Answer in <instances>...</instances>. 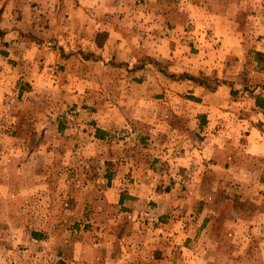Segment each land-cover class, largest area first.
I'll return each instance as SVG.
<instances>
[{
    "label": "rangeland",
    "instance_id": "obj_1",
    "mask_svg": "<svg viewBox=\"0 0 264 264\" xmlns=\"http://www.w3.org/2000/svg\"><path fill=\"white\" fill-rule=\"evenodd\" d=\"M46 1L50 2L0 0V264H107L65 261L56 249L59 244L51 247L57 243L56 236L64 237L65 230L73 237L83 233L88 243L108 240L97 231L102 227L111 229L110 225L119 222L122 228L115 262L109 264H118L125 256L129 264H264V157L245 159L247 130L242 127L245 121L240 120L252 113L249 97L255 91L256 96L264 98V59L254 57L255 51L264 52V0H174L207 23L200 31L194 26L183 28L186 33L179 42L182 46L176 60L171 61L193 71L168 70L170 60L158 61L152 55H138L123 63L115 60L114 66L126 68L129 81L134 83L120 95L104 91L113 102L107 107L113 122L102 120L100 125L111 129L116 152L133 161L140 157L142 163H132L126 170L132 180H141L140 196H135L130 206H123L129 214L120 216L124 208L116 205L108 218L91 216L93 203L86 201L92 196L87 185L91 179L103 177L100 161L108 156L100 151L104 149L100 143L88 149L92 145L84 134L94 127L85 123L80 114L86 120L89 110L75 102L72 91L57 85L61 76L57 77L58 71L53 70L49 83L20 81L22 70L17 68L22 61L8 57L14 50H9V44L15 40L20 45L28 40L37 48L53 47L61 51L62 58L66 57L62 45L40 36L50 15ZM31 16L38 19L39 34L27 25ZM212 20H220L218 29L208 24ZM163 32L160 30L161 36L169 37L170 32ZM105 36L106 32L99 33V45ZM25 44L19 49L26 50ZM78 50L93 53L92 59L101 64L113 65V59ZM14 61L17 65H13ZM148 65L154 70L138 74ZM198 69L203 72L198 73ZM169 72L192 73L218 85L209 89L178 79L196 88H172L160 80V76L174 80L166 75ZM63 77L60 81H67ZM229 84L235 93H231ZM174 99L182 100V104ZM171 111L178 115L188 111L193 115L192 126L197 116L207 111L212 117L210 131L189 141L180 134L186 131L183 121H156L158 114L166 116ZM224 114L228 116L227 123L219 130L217 121ZM170 143L185 145L187 150L182 148L174 154L163 149ZM49 201L50 216L44 209ZM190 226L198 233L184 240ZM178 230H184L178 243L181 248L176 243V252L185 255L181 261L173 256L177 253L172 255L170 251L174 241L170 233H179ZM133 244L137 249L131 252ZM152 244L157 248L153 249Z\"/></svg>",
    "mask_w": 264,
    "mask_h": 264
},
{
    "label": "crops",
    "instance_id": "obj_2",
    "mask_svg": "<svg viewBox=\"0 0 264 264\" xmlns=\"http://www.w3.org/2000/svg\"><path fill=\"white\" fill-rule=\"evenodd\" d=\"M49 1L50 2L46 1L45 4L47 5L46 10H49L50 15L47 17L48 19L44 21L45 25L43 26V31L40 36L42 35L44 38L54 39V44L58 43L59 45H62L64 48L63 52L66 54V57L62 58L61 51L58 49L49 46H46L48 49H44V47L37 48L32 46L30 43L31 41L28 40L26 41V44L21 43V45H26V50L19 49L21 46L19 41L15 40L14 42H10L9 50H12L13 48L14 50H18L15 54H13L14 50L12 52L10 51L8 57H11L12 59L15 58L18 62L22 61L21 65L17 68L22 70L21 74L18 75V80L20 81L26 80L30 83H49L51 75L55 73L54 71H58L57 77L59 75L61 76L60 78L58 77L57 85L72 91L74 93V97L77 98L75 102L78 104L81 102V106L84 110H89L86 120L83 116H81L82 114H80V117L85 123H88L90 127H94L84 134L85 136L86 134L88 135L87 137L90 140V145H92V147L89 145L90 147L87 148L92 150L95 144L98 146L100 143L102 148H104L100 151L106 152L105 154L108 155L100 161L104 167L103 177L99 179L93 178L87 185V187L90 188L87 191L92 196H90L86 201L93 203L90 215L95 218H108L112 215V213H110L113 212L111 209L113 208L114 210L117 207L124 208V210H121L120 213L122 215L119 214L120 216L128 215L129 213L124 211L129 209L123 206H130V204L133 203L135 196L139 195L138 192H140L139 187L141 180H132V177L128 173L129 171L126 170H129L128 166L132 163L141 165L142 159L138 157L136 161H133L132 158L122 157V154L116 152V150H114L115 147L112 140L113 135L111 129L101 126L100 122H102V120L107 123L113 122L111 117L112 115L109 113L111 111L107 108L108 106H112L113 102L110 95L105 97L106 93L104 91L109 90L117 93L118 95L123 93L124 89L131 83L128 77V73L130 72L122 66L109 64L104 65L100 63V60L92 58L86 59L78 49L82 48L83 50L85 49V51L90 50L91 52L101 54L103 58H110L114 61L117 60L122 63L125 61L129 62V60L137 57L138 55L140 58L152 55L155 56L158 61L170 60L166 68L168 70L193 71L194 69L191 67L186 65L179 67L177 65H173L171 61L176 60L179 47L182 46H179V42L185 36L184 33H186L183 31V28L185 30L186 28L194 26L197 31H200V27L203 28L202 26L207 25V23H203L198 17H196L195 11L190 12V8H188V6L180 5L174 0H146L145 3L137 2V0ZM37 20L38 19L31 16V23L29 22L27 25L29 24V29L31 28V31L39 34ZM219 21L220 20H212V23L210 22L208 24L210 26H216L217 28V22ZM20 23H18L19 27L21 26ZM159 29L161 31L164 29L163 34L170 32L169 37L166 35L161 36ZM176 30H180V33H175ZM103 31L106 32V36L102 45H99L98 36L99 33ZM173 40L176 41L177 44L172 42ZM174 48L177 49V51L174 50ZM190 53L191 51H188V54ZM16 63L17 62L14 61L13 65ZM23 64L24 66H22ZM152 69L153 66L148 65L145 69L138 70V74H144V72L151 71ZM202 70L203 69H198L197 72L202 73ZM37 74L39 75V78L37 77ZM47 76H49V78H46ZM63 76L66 77L67 81H60L64 78ZM139 76L138 80H141L142 77L141 75ZM164 78L166 80L163 82ZM160 80L161 84L170 85L172 88H175L176 86H183V88L190 86L191 88H196L188 82L169 80L163 76H160ZM143 85L147 86L148 83ZM160 86L161 85L158 87ZM102 92L104 95H102ZM256 92L257 91L249 97L252 102V113L247 116L248 118H246V120L240 119L245 121L242 127L247 130L244 134L246 137L245 143L247 142V145L243 147L244 151L248 153L245 154L246 160L249 157L250 160L253 158L262 159L264 157V109L262 106L257 105L258 96H256ZM262 95L264 94L262 93ZM101 97H104V99ZM188 100L189 99H186L184 101L188 102ZM174 101L177 103L182 102L180 99H174ZM143 102V104L147 103L146 100ZM191 103L194 102L191 101ZM87 104L91 107H84ZM98 105L102 107L101 111L98 109ZM243 105H241V108H244ZM187 106L191 107L189 104ZM206 110H208V108ZM101 112H103V114H101ZM112 112L114 113V109ZM206 112L197 116L198 118L196 119L197 121L194 126L190 124L193 122V115L189 114L188 111L186 113L181 111L179 112L181 113L180 115L171 111L170 115H166L168 117L158 114L156 121L167 122L170 120L177 121V119L178 121H183L182 123L186 126V131L183 132V129L180 134H185V138L190 141L193 136L201 138L207 135L210 131V127L208 126L210 123L209 120H211L212 117L210 113L208 114ZM115 114L117 115L118 113L115 112ZM227 117L228 116L226 114L219 117V120L217 121V129L219 128V130H221V127L227 123ZM97 129L102 130L103 138L98 137L96 132ZM215 131L216 129H214V132ZM236 133H240V135H242L241 131H236ZM77 136L78 135H76V137ZM140 137L142 140H147L146 137ZM186 146H188V148L190 147L188 143ZM182 148H186L185 145L179 146L175 143L163 145V149L171 151L174 154L180 153ZM95 155H99V151H96ZM95 155L91 157H94ZM100 158L103 157L100 156ZM48 204L51 205L50 201L49 203H46L44 209L50 216L51 209H48ZM75 212L77 213L78 211ZM81 214L82 211H80L78 216ZM205 221L206 217L204 216L202 219V225L205 224ZM114 223L115 222H112L110 224ZM117 224L118 225L115 226L110 225L112 227L111 229L107 228L106 230H103L104 228L102 227L100 229L103 231H97V234L103 237H108V240L101 239L100 242L96 240L88 243L82 237L83 233L77 236L74 234L75 236L73 237L72 233L69 235V231L65 230L66 232L64 237L62 235L56 236L55 240H57V243H54V247H51V249H54L59 244L56 249H58L60 258L72 263L84 262L85 260L93 261V263L95 261H106L107 264H109V261L115 262L113 260H115L116 246L118 245L116 242H118L122 228L120 226V222ZM106 225H109V223H106ZM204 227L205 226L200 229L201 232L204 231ZM191 230L194 233L190 232ZM185 231L188 235L184 233L187 236H185L184 240H186L188 236L195 237L198 233L197 229L191 226L187 227ZM183 232L184 230H182V232L179 231V233L177 232L178 234L170 233L172 234V237L174 236V241H172L170 251L172 252V255L173 253H177V255L173 256L177 257L179 260L185 256L180 255V252H176V243L178 244L181 242L180 239ZM36 238L40 239V237ZM138 240H140V236L137 237V241ZM150 240L157 242L156 238H151ZM158 240L162 239L160 238ZM188 240L190 239L188 238ZM131 247V252L137 249L134 244ZM152 247L153 249L157 248V245L152 244ZM179 248H181V246L178 244V249ZM128 254L129 256H133L130 253ZM134 257L137 258V255ZM125 258L126 256L123 261L120 259L118 264H129L130 261H125Z\"/></svg>",
    "mask_w": 264,
    "mask_h": 264
},
{
    "label": "trees",
    "instance_id": "obj_3",
    "mask_svg": "<svg viewBox=\"0 0 264 264\" xmlns=\"http://www.w3.org/2000/svg\"><path fill=\"white\" fill-rule=\"evenodd\" d=\"M42 42V41H41ZM79 52L83 55L84 58L86 59H90L92 58L94 55L93 53H90V54H86L84 51L82 50H79ZM254 57L255 59H258V60H263L264 59V52H261V51H255L254 52ZM248 62H251V60H249ZM112 64H117L115 61H112ZM164 72V71H163ZM169 78H172L174 80H189V81H192L198 85H201V86H204L206 88H209V89H214L216 88V84L218 85V83H216L215 85H212L210 83L209 80L201 77V76H198V75H195V74H192V73H188V72H181V73H175V72H169L168 74H166ZM225 82V81H223ZM230 85V84H229ZM231 87V93H235L236 91H234L233 87L230 85ZM257 105L259 106H262V108L264 109V98L262 97H257ZM97 134H98V137L100 138H103V134H102V130L101 129H97Z\"/></svg>",
    "mask_w": 264,
    "mask_h": 264
}]
</instances>
